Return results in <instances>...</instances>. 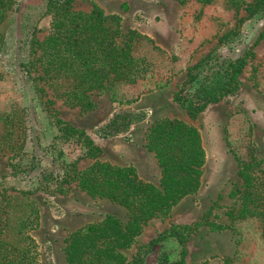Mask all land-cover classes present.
<instances>
[{"label":"trees","instance_id":"1","mask_svg":"<svg viewBox=\"0 0 264 264\" xmlns=\"http://www.w3.org/2000/svg\"><path fill=\"white\" fill-rule=\"evenodd\" d=\"M19 0H0V57L10 52V39L18 33ZM74 0H47L45 15H51V31L39 40L36 28L23 34L20 40V70L37 104L45 110L46 88L64 104L90 112L97 106L95 94L110 93L117 108L100 132L102 137L127 134L146 119V113L125 108L140 97L126 100L122 87L136 85L157 71L146 48L165 53L147 36L123 30V19L107 14L94 3L90 12L74 11L69 6ZM215 0H180L183 6L192 2L208 6ZM226 8L238 17L245 11L247 18L238 22L254 21L261 24L255 43L236 57L219 53L203 58L188 69L187 82L174 93L179 104L192 120L209 106L234 95L241 86V75L254 48L264 39V0L248 4L246 0H226ZM125 7H127L125 5ZM238 28V27H237ZM237 28L225 33L220 42L239 48L243 37ZM25 26L21 24V31ZM171 82L167 78L161 89ZM29 111L13 106L0 113V154L12 153L15 186L8 193L0 180V264H40V244L32 232L41 226L40 210L32 195L45 192L51 196L66 195L72 184L93 199H107L128 211V222L108 216L99 223L88 224L71 233L66 239L67 264H147L155 247L160 248L156 264H186L187 243L201 223L174 225L149 244L139 248L132 259L125 251L132 248L144 227L154 219H167L174 207L185 197L196 194L202 186L207 153L200 130L178 119H161L149 128L147 148L155 154L162 178L160 186L143 181L134 166H116L99 159L102 150L85 132L61 119L51 121L54 135L47 144L39 137L36 143ZM68 140L83 148L82 158L70 160L64 151ZM75 140V141H73ZM67 141V142H66ZM31 144V149L27 147ZM94 163L79 170L81 159ZM40 169V171H38ZM241 187L232 197L237 208L230 213L232 227L237 221L254 220L264 238V158L255 151L240 164ZM9 207L17 209L8 210ZM176 239L181 247L180 258L172 260L166 242ZM47 264H54L52 253H46ZM202 264H209L206 260ZM224 264H240L227 257Z\"/></svg>","mask_w":264,"mask_h":264},{"label":"rangeland","instance_id":"2","mask_svg":"<svg viewBox=\"0 0 264 264\" xmlns=\"http://www.w3.org/2000/svg\"><path fill=\"white\" fill-rule=\"evenodd\" d=\"M254 1L246 0L248 4ZM46 2L47 0L18 1L19 30L10 39V52L0 57V113L9 112L13 106L26 108L32 119L30 124L36 131L33 133L34 141L37 143L39 137H44L43 144L49 143L56 132L51 121L61 119L84 131L86 136L95 142L102 150L100 160L121 167L135 166L139 161H143L146 170L154 163L156 166H153L154 180L160 179L162 171L153 161V156L145 149L150 128L147 122L135 124L125 135L107 138L100 135L101 127L111 119L113 112L120 106L112 101L109 92L95 94L96 108L90 112H82L79 108H72L62 100L56 99L52 91L46 88L47 97L44 98V102H47V106L42 104L45 110H37V104L32 100L20 70L18 47L23 34L32 33L35 28L39 40H44L50 34L51 15H43ZM128 2V0H74L69 6L74 11L90 12L96 3L106 13H119L122 16L125 34L138 28L146 32H158L161 35L159 41L168 46L176 45L175 51L165 53L153 51L151 47L145 49L155 63L157 71L154 70L151 77L147 75V79L140 80L136 85L121 88L120 92L129 101L150 91L159 90L158 87L163 86L167 78L185 72L194 66L193 63L199 57L203 59L215 53L230 58L240 55L255 43L261 26L249 20L239 23V18H247L248 14L243 11L236 17L234 11L226 8V0H215L208 6L189 4L184 7V11L180 10L182 15L179 21L176 19L175 7L170 8L171 11L164 16L165 19L160 18L157 6L162 4L165 6L166 0L150 3L146 6L149 16L135 18L132 12L128 11L126 5ZM21 24L25 26L24 32L21 31ZM171 26L176 32L167 31ZM235 28L244 42L239 48L233 49L219 40L225 33ZM253 53L254 57L249 60L242 72L241 86L234 95L209 106L196 120H191L184 114L186 121L200 130L206 149L207 160L202 186L199 192L184 198L176 205L167 219L150 221L137 238L135 245L125 251L129 259L137 255L140 247L167 233L174 225H184L182 222L189 216L190 221H194L190 225L197 223L201 225L197 232L191 235L188 247L208 240L209 236L222 238V234L230 230L233 232L231 242L235 245V254L230 258L236 259L240 264H264V238L258 224L254 220H242L235 222L232 227L230 216L237 208L232 193L236 187L243 185L240 175L241 161L247 159L253 150L260 159L264 158V39L254 48ZM138 106L131 107L130 103L126 104L125 108L133 110ZM171 115L180 117L175 113ZM69 142L68 140L64 147L68 158L70 160L82 158L84 154L82 146ZM31 144L27 145L29 149ZM13 156L10 152L0 154V180H4L1 186L5 185L1 190L8 189L10 194H15L10 190L13 185L15 186ZM93 163L94 160L84 158L80 160L78 168L85 170ZM31 197L40 210V229L32 232V236L34 235L41 246L40 264H47L46 253L49 252L52 253L54 264H67L65 242L72 231L88 224L99 223L108 216L128 222V211L123 206L107 199H93L78 189L76 183L70 186L66 195L51 196L40 191ZM8 210L17 212L15 207H9ZM204 211L205 216L201 218ZM2 229L0 223V236ZM165 248L170 251L173 261L179 260L181 247L176 239L168 240ZM159 252L160 248L155 247L147 258V264H156ZM228 254L231 253H223L208 258L207 261L209 264H224ZM187 261L188 264L201 263L199 259L194 261L189 253Z\"/></svg>","mask_w":264,"mask_h":264},{"label":"crops","instance_id":"3","mask_svg":"<svg viewBox=\"0 0 264 264\" xmlns=\"http://www.w3.org/2000/svg\"><path fill=\"white\" fill-rule=\"evenodd\" d=\"M128 1L129 2L126 4L128 6L127 8H129L128 11L132 12L133 17L135 18L137 16H141V17L149 16V14L147 13V7L146 6L150 5V3L158 2L159 0H128ZM166 1H167V3L165 6L163 4L161 6L160 5L157 6L159 11H160V18H164L165 15L167 16L168 12L171 11L170 8L175 7L176 12H177L176 19H177V21H179L180 15H182V14H180V12H181L180 10L182 9V11H184L185 6H183L181 4L180 0H166ZM192 3H195V2H192ZM192 3H190V4H192ZM196 4H198V3H196ZM113 14L120 15L119 13H113ZM164 19H163V21H166ZM162 22H161V24H162ZM122 23L124 24V22H122ZM133 30L139 32L140 34H142L144 36H147L149 39H151L154 42L155 46L159 47L164 52L165 51H168V52L169 51H175V49H176L175 48L176 45L175 46L174 45L168 46L165 43H162L161 41H159V40H161V35L158 32H152V31L146 32V31H142L139 28L133 29ZM167 31L176 32V30H174L172 28V26L169 27ZM200 58L201 57L197 58L198 60H196L193 63V65L198 64L202 60V58L201 59ZM187 75H188V70H186L183 73H179L177 75H174L173 77H171V82L167 86H165L159 90L150 91L149 93L141 96L138 101L131 103V107H132V105H139L137 108H133V110L143 111L144 113H146V119L144 121L147 122L149 127H151L152 124H154L155 122H157L161 119H178V120H182V121L187 122L185 116L189 117V115L179 104H177L174 101V93L177 92L187 82V78H188ZM168 113H170V114H168ZM171 113H175L177 115L179 114L180 117H174L171 115ZM184 114H185V116H184ZM187 123H189V122H187ZM189 124H191V123H189ZM145 147H146L145 149L148 151V153L153 156V161L156 163V165L159 169L160 166H159L158 161L155 157V154L150 152L147 148V140H146V146ZM130 166H134V165H130ZM144 166H146V164L143 161H139L138 165L135 164V166H134L138 171L139 177L147 183H152L156 186H158V184L160 185L161 178H162V172H161V178L154 180L153 166L156 167L155 164L154 163H153V165L151 164V168H149L147 170L144 168ZM161 171H162V169H161ZM182 201L183 200H181V202ZM180 203H178V204H180ZM205 213H206L205 211L202 213L201 218H203L205 216ZM193 222L194 221H190V217L187 216L185 218V221L182 223L184 225H190ZM39 229H37L36 231H38ZM79 229H77V230H79ZM36 231H34V232H36ZM74 232L75 231H72L71 233H74ZM33 237H34V235H33ZM232 237H233V232L230 230H227L222 234L223 239L222 238H215V237L213 238L212 236H209L208 240H204V241L202 240L201 243L198 240L199 243L197 245L189 246V247L187 246V255L189 253L194 261H196L197 259L201 260L200 264H202V262L206 261L208 258L215 257V256L221 255L223 253H231L232 255L228 254V256H226V257H231L235 254V245L232 244V242H231V239H233ZM186 263L188 264V261Z\"/></svg>","mask_w":264,"mask_h":264}]
</instances>
